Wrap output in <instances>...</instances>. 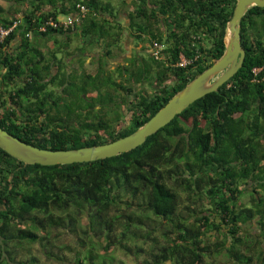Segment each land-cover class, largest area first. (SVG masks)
Listing matches in <instances>:
<instances>
[{
  "label": "trees",
  "instance_id": "16d2710c",
  "mask_svg": "<svg viewBox=\"0 0 264 264\" xmlns=\"http://www.w3.org/2000/svg\"><path fill=\"white\" fill-rule=\"evenodd\" d=\"M130 2L126 24L112 0H15L11 10L0 4V24L18 19L0 39V126L49 149L112 141L144 123L223 53L236 0ZM77 3L88 11L73 27L46 23L76 12ZM124 29L135 40L164 43L161 57L148 45L145 54L133 51L110 67L123 50ZM240 35L244 59L237 71L134 148L44 165L0 147V264H34L33 256L17 260L13 247L42 242L48 235L39 230L74 227L84 217L93 231L106 229L107 242L116 224L125 241L149 237L150 231L136 230L145 218L155 219L160 231L143 264H264V6L247 8ZM34 36L46 41L45 52ZM73 37L83 53L97 48L87 53L92 67L81 72L68 70L62 55L72 53ZM181 54L185 65L177 63ZM142 81L153 83L154 91L136 90ZM107 107L115 108L112 114ZM181 192L187 201L182 210ZM123 208L131 209L126 220L111 213ZM127 243L122 246L130 249ZM219 254L226 260L204 262ZM93 257L88 247L76 264Z\"/></svg>",
  "mask_w": 264,
  "mask_h": 264
},
{
  "label": "rangeland",
  "instance_id": "374dc122",
  "mask_svg": "<svg viewBox=\"0 0 264 264\" xmlns=\"http://www.w3.org/2000/svg\"><path fill=\"white\" fill-rule=\"evenodd\" d=\"M116 6L119 7V19L122 21L123 24H126V13L131 8L130 0H127L125 3L122 0H112ZM0 4L4 6V8L13 9L15 6V0H0ZM60 16H64V14H60ZM59 40L64 39L65 36L58 35L56 36ZM32 42L39 43V46L45 52L47 50L46 41L40 39L39 36L32 37ZM123 50L115 56V58L110 60V67H114L118 62L122 61L124 58L129 57L132 55L133 51L145 54V50L142 51V47L148 46V42H141L139 40H135L127 30L124 29L122 34V39L120 42ZM77 46H82L80 38L73 37L72 41L70 42V46L68 49L71 50L72 53L68 55H62L65 57L67 61V69H75L77 72H81L82 68L92 67L93 64H90V55L87 54L90 51L91 53L96 52L97 48L93 47L90 48L87 46V52H81ZM64 50V49H63ZM115 52H118L115 50ZM61 55V54H60ZM79 56L84 58L83 65L79 62ZM136 90H145L148 93H152L154 91L153 83L149 81H142L135 85ZM56 90V89H55ZM55 95H59L61 97L60 90L55 91ZM121 104V103H120ZM60 108L63 106L60 104ZM123 107V104L120 105ZM108 114H112V108H105ZM117 109V108H116ZM123 113V120L125 123H129V112L124 111ZM244 201L249 200V195L246 192L243 196ZM179 206L180 209H184V204L187 203L185 192H181V196L179 198ZM181 209V210H182ZM131 209L123 208V209H114L111 211L113 215L121 214L120 220L127 219L125 213H129ZM138 212L140 210L137 209ZM153 217V215H152ZM144 226L140 227V230H136L137 233H144L145 231H150L149 237H140L138 236L135 240L132 241H125L123 239L120 230L121 226L116 224L112 233H114L113 239L111 242H107L105 238L106 229H102V232L99 233L97 231H93L91 229L90 224L87 222V219L84 217L80 219L74 227L67 226V225H58L48 228V232L38 231L39 234H46V236L42 242H34L31 244L24 243L21 246H14L13 250L15 252V257L17 260H29L32 256L35 259L34 264H76L77 256L80 255L81 259L84 255L85 250L90 247L92 249V254L94 257L92 258V263L90 264H97L101 255H105V264H143L144 261L150 257L148 252L154 246V237L158 236L160 231L158 222L153 218H145L144 219ZM253 231L257 229L254 227L252 228ZM128 242L130 244V249H125L122 243ZM44 242V244H42ZM131 242V243H130ZM138 246V247H137ZM47 248V249H46ZM51 254V255H50ZM215 260L217 263L218 261L226 260V256L223 254H219L216 257H208L204 258V262H209Z\"/></svg>",
  "mask_w": 264,
  "mask_h": 264
},
{
  "label": "water",
  "instance_id": "95a60500",
  "mask_svg": "<svg viewBox=\"0 0 264 264\" xmlns=\"http://www.w3.org/2000/svg\"><path fill=\"white\" fill-rule=\"evenodd\" d=\"M251 5L264 6V0H236L232 16L227 22L225 48L220 57L173 94L165 104L132 132L104 143L49 149L27 143L0 126V147L25 163L44 165L91 161L136 147L144 142L146 136L168 123L191 102L205 93L216 90L237 71L244 59V49L240 43V20Z\"/></svg>",
  "mask_w": 264,
  "mask_h": 264
},
{
  "label": "built area",
  "instance_id": "2783aa9c",
  "mask_svg": "<svg viewBox=\"0 0 264 264\" xmlns=\"http://www.w3.org/2000/svg\"><path fill=\"white\" fill-rule=\"evenodd\" d=\"M76 6L78 8L76 12L64 14V16L58 15L56 19L50 17L46 21V23H49L54 27H62L64 29L69 26L73 27L75 23H79L81 21V19L86 15L88 11V8L82 3H77ZM17 21L18 19L14 20L13 25L9 27H5L0 24V39H2L5 35L8 34V32L12 29V27L16 24ZM40 29H44V26L42 25ZM149 47L152 56H154L155 58L161 57V49L164 47V43L154 39L151 43H149ZM187 62L188 60L181 54L177 63L178 65H185Z\"/></svg>",
  "mask_w": 264,
  "mask_h": 264
}]
</instances>
